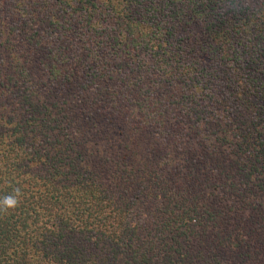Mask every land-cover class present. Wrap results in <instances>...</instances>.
<instances>
[{"label":"trees","instance_id":"1","mask_svg":"<svg viewBox=\"0 0 264 264\" xmlns=\"http://www.w3.org/2000/svg\"><path fill=\"white\" fill-rule=\"evenodd\" d=\"M16 190L0 264H264V0H0Z\"/></svg>","mask_w":264,"mask_h":264},{"label":"rangeland","instance_id":"2","mask_svg":"<svg viewBox=\"0 0 264 264\" xmlns=\"http://www.w3.org/2000/svg\"><path fill=\"white\" fill-rule=\"evenodd\" d=\"M226 143L232 145L233 141L231 139H229V140L226 141ZM180 185L182 187L186 188L184 182H181ZM253 194H255V193H253ZM253 194L247 192V193H244L242 195V197H240V198L237 197L238 199L235 198V197H231V198L229 197L227 199L225 196H223L221 194V198H222L221 202L228 203V204H237L239 202H244V203L250 204V203H257L258 201H260L259 198H262V195L264 196V193H259L258 195L256 194V196L253 195ZM260 195H261V197H260ZM211 197H213V196L211 195ZM261 201H264V198H262Z\"/></svg>","mask_w":264,"mask_h":264},{"label":"clouds","instance_id":"3","mask_svg":"<svg viewBox=\"0 0 264 264\" xmlns=\"http://www.w3.org/2000/svg\"><path fill=\"white\" fill-rule=\"evenodd\" d=\"M20 193L16 190L15 194L5 195L0 199V212H6L8 209H13L20 203L18 197Z\"/></svg>","mask_w":264,"mask_h":264}]
</instances>
